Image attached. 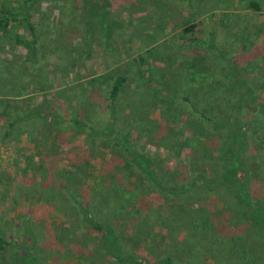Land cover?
<instances>
[{
    "label": "rangeland",
    "instance_id": "374dc122",
    "mask_svg": "<svg viewBox=\"0 0 264 264\" xmlns=\"http://www.w3.org/2000/svg\"><path fill=\"white\" fill-rule=\"evenodd\" d=\"M110 1L102 32L88 35L79 0H0V9L19 12L0 31V236L7 242L0 264H30L31 255L39 264H120L105 235L85 221L82 202L112 226L126 253L183 264H264V235L223 193H165L138 166L126 167L124 146L112 138L132 130L167 187L194 178L200 168L184 159L204 147L196 131L205 120L185 96L219 116L235 59L252 80L238 90H255L254 116L264 124V69L256 68L264 62V0ZM190 24L194 30L184 32ZM119 75L127 80L111 136L109 96ZM44 104L62 119L25 115ZM247 128L251 192L264 203V128ZM178 145L187 147L180 155L173 153Z\"/></svg>",
    "mask_w": 264,
    "mask_h": 264
},
{
    "label": "trees",
    "instance_id": "16d2710c",
    "mask_svg": "<svg viewBox=\"0 0 264 264\" xmlns=\"http://www.w3.org/2000/svg\"><path fill=\"white\" fill-rule=\"evenodd\" d=\"M79 2L83 6V19L86 26V34L89 35L90 32L91 34L102 32L103 28L99 22L105 21L108 17V11L111 10V1L79 0ZM251 6L255 9H260V6L256 2H251ZM26 7L29 9L28 5H26ZM18 13L19 12L9 6L3 5L0 9V31L6 30L13 21H17L19 17ZM112 23L115 25L114 22ZM29 26L31 31H34V26L31 22ZM195 27L196 24L187 25L184 28V32H192ZM113 30L114 26L112 25L111 28H109L110 34ZM85 39H89V36H86ZM189 41L198 44L199 39L194 38ZM232 64L233 66L230 67V73L225 75V79L228 80L227 85L229 86L225 85L222 89V96L224 97L223 100L226 107L219 116L209 114L211 112L201 109L191 96H185V100H188L193 108V114H198L205 120L204 128L196 131V134L199 133L196 136L199 137L200 143H203L204 147L201 145L195 151L191 148L190 154L184 159V161L187 160L191 165H196L200 168L194 178H190V180L182 179L179 182L181 185L167 187L164 185L163 178H159L160 169L153 155L150 154L145 147L139 146V144L132 139V130L130 131L128 129L126 133L124 131H118L116 136L112 138L115 139V143L124 146V150L127 154L126 167L131 170L133 165L138 166L142 169L144 174L148 176L149 180L154 183L156 187L163 188V191H166L165 193H170L177 197H181L184 194H203L210 191L223 193L229 200L230 205L235 208L237 214L244 219L245 223L251 225L259 233L264 235V203L256 201L253 197L250 186L251 172L248 161L244 155L249 144L247 137L249 128H247V126H251L252 123L253 128L257 126L258 129H263L264 124L260 119L254 116L256 115L254 114V107L255 109L257 108L253 101L255 90L250 87H248L249 91L238 90L239 87L242 88V86H249L251 84L250 82L252 80L247 76L249 75L248 68L237 59H235ZM256 68L264 69V62L262 61L261 65L259 64ZM126 80V76H117L111 88L109 96L111 108L110 121L108 122L109 127L105 130L108 131L111 136L112 133L115 132L112 124L116 118L117 102L119 101ZM44 105L45 107L43 108H33L25 115L47 117L49 120L62 119L63 116L59 114L55 108L47 104ZM248 107H250L249 109L252 111L253 115L245 121L243 115L246 114V108ZM262 109L263 105L261 107V110ZM79 121L81 120L78 115L75 119V125L81 126L83 124ZM185 126L188 127V124H185ZM185 126L183 127L186 129ZM185 129H183L185 137L187 139H192V132L189 131L190 135H186ZM101 130L102 129L98 130L97 128H93L92 134H96L94 131L100 132ZM137 133L142 134V130ZM122 134L125 136L118 140ZM201 134L205 135L203 140H201ZM209 142H214L215 144L212 145L209 144ZM183 147L187 148L182 145L174 147L175 151L173 153L180 155L181 151H184ZM211 158L213 161H211ZM80 205H82L85 221L95 231L105 235L106 241H108L106 250L109 251V254L112 255L115 260L119 261L120 264H183L182 262L176 261L172 256H164L162 259H154L153 261L149 256H138L126 253L119 242V238L113 234L112 226H104L100 223L92 214L87 203L85 204L82 202ZM151 213L157 216L158 211L152 210ZM190 223H194V226L197 225L195 221H191ZM5 243L7 242L0 236V249L3 248V244ZM25 260L30 262V264H39L38 258L34 255H31ZM20 264L26 263L21 262Z\"/></svg>",
    "mask_w": 264,
    "mask_h": 264
}]
</instances>
